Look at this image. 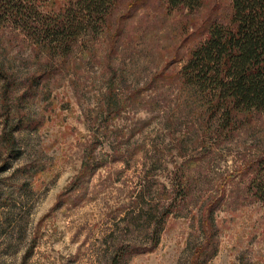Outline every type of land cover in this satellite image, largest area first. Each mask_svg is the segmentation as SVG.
Instances as JSON below:
<instances>
[{
	"label": "rangeland",
	"instance_id": "rangeland-1",
	"mask_svg": "<svg viewBox=\"0 0 264 264\" xmlns=\"http://www.w3.org/2000/svg\"><path fill=\"white\" fill-rule=\"evenodd\" d=\"M133 1L119 0L108 30L65 56L0 29V66L15 81L7 122L0 107V264H107L119 243L149 247L151 218L179 181L158 246L122 264H191L202 246L204 264H264V199L250 184L264 112L220 130L176 77L227 4L188 11L155 0L123 19ZM110 91L119 112L104 107Z\"/></svg>",
	"mask_w": 264,
	"mask_h": 264
},
{
	"label": "trees",
	"instance_id": "trees-1",
	"mask_svg": "<svg viewBox=\"0 0 264 264\" xmlns=\"http://www.w3.org/2000/svg\"><path fill=\"white\" fill-rule=\"evenodd\" d=\"M118 1L65 0L57 7L50 6L48 9L46 0H0V29L22 33L35 43L46 47L48 51L52 50L65 56L82 36L108 30L107 22ZM153 1L155 0L131 2L123 19L133 10L149 6ZM160 1L171 9L192 11L203 6L205 0ZM220 1L216 0L217 5ZM224 2L227 4L226 21L218 22L215 16H211L203 23L200 36L204 37L198 45L190 49L187 60L176 73L180 84L192 90L205 104V119L217 125L220 130L236 128L243 120L250 121L255 113L264 112V0ZM14 87L15 81L10 72L0 66V95L3 99L0 107L4 122L11 118ZM116 102L115 95L110 91L104 104L107 112L121 110L116 106ZM12 131H5L4 140L7 144L12 141ZM251 165V189L254 195L264 199V154L254 157ZM182 185L179 181L170 188L167 202L161 207L160 217L151 218L149 247H133L129 246V243H119L108 256L107 264H122L121 260L125 254L132 256L135 253L149 252L158 246L164 221L172 214L178 199L174 196L171 198L170 194L173 190L183 188ZM218 202L219 197H216L203 210L200 224L205 233L213 222V213ZM208 220L210 222H207ZM205 240L209 246L214 245L212 234ZM204 252L203 246L195 250L191 264H199L198 257L204 256ZM209 258L210 256L206 258L205 255L202 264ZM126 262L124 260V263Z\"/></svg>",
	"mask_w": 264,
	"mask_h": 264
}]
</instances>
